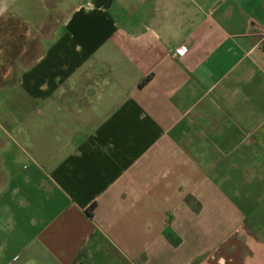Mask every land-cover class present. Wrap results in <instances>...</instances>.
<instances>
[{
	"label": "crops",
	"instance_id": "crops-1",
	"mask_svg": "<svg viewBox=\"0 0 264 264\" xmlns=\"http://www.w3.org/2000/svg\"><path fill=\"white\" fill-rule=\"evenodd\" d=\"M53 19L0 81V264H264V0Z\"/></svg>",
	"mask_w": 264,
	"mask_h": 264
},
{
	"label": "flooded vegetation",
	"instance_id": "flooded-vegetation-1",
	"mask_svg": "<svg viewBox=\"0 0 264 264\" xmlns=\"http://www.w3.org/2000/svg\"><path fill=\"white\" fill-rule=\"evenodd\" d=\"M57 0H0V81L44 44L45 13Z\"/></svg>",
	"mask_w": 264,
	"mask_h": 264
},
{
	"label": "rangeland",
	"instance_id": "rangeland-1",
	"mask_svg": "<svg viewBox=\"0 0 264 264\" xmlns=\"http://www.w3.org/2000/svg\"><path fill=\"white\" fill-rule=\"evenodd\" d=\"M77 0H75L76 2ZM61 2V3H60ZM58 7L56 6H52V8L49 6L46 10L45 13V19L46 22H52L54 19L53 17H61V15H63L66 11H68L71 7V5L74 3V0H62L58 2ZM56 26H58L56 23H54V21L51 24H48V26H46V31L47 33H50ZM27 58V57H26ZM32 57H29L27 59V61L24 59V61H22L23 63H27L31 60ZM21 63V62H19ZM18 63V64H19ZM14 90L11 88H0V107L2 109H6V103H7V98L10 97V95H14ZM13 97V96H11ZM1 122V120H0ZM10 155H6L4 156L6 161H10L11 158ZM9 196V195H8ZM3 199H0V207H2V209H4L5 211H10V212H15L16 210H20L22 209L21 206H19V202H20V198L21 196L18 195L17 200L14 202L11 198L9 197H2ZM6 217V215L4 214L3 216L0 215V226H4V218ZM4 230V227H3ZM5 233H3L4 235Z\"/></svg>",
	"mask_w": 264,
	"mask_h": 264
},
{
	"label": "built area",
	"instance_id": "built-area-1",
	"mask_svg": "<svg viewBox=\"0 0 264 264\" xmlns=\"http://www.w3.org/2000/svg\"><path fill=\"white\" fill-rule=\"evenodd\" d=\"M262 35H263V37H264V32H262ZM176 53H177V55H178L179 57H181V56L184 55L185 50H184L183 48H180V49H178V50L176 51Z\"/></svg>",
	"mask_w": 264,
	"mask_h": 264
},
{
	"label": "trees",
	"instance_id": "trees-1",
	"mask_svg": "<svg viewBox=\"0 0 264 264\" xmlns=\"http://www.w3.org/2000/svg\"><path fill=\"white\" fill-rule=\"evenodd\" d=\"M93 209H94V206H92V208L90 209V215H92Z\"/></svg>",
	"mask_w": 264,
	"mask_h": 264
}]
</instances>
